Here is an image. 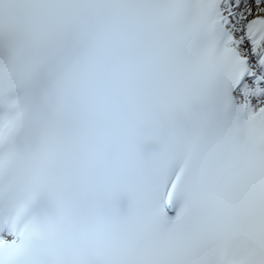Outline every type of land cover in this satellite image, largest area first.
Here are the masks:
<instances>
[{"label":"snow or ice","instance_id":"6c2138e0","mask_svg":"<svg viewBox=\"0 0 264 264\" xmlns=\"http://www.w3.org/2000/svg\"><path fill=\"white\" fill-rule=\"evenodd\" d=\"M0 264H264V0H0Z\"/></svg>","mask_w":264,"mask_h":264}]
</instances>
